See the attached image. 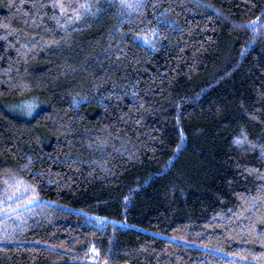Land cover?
Here are the masks:
<instances>
[{
  "label": "trees",
  "instance_id": "obj_1",
  "mask_svg": "<svg viewBox=\"0 0 264 264\" xmlns=\"http://www.w3.org/2000/svg\"><path fill=\"white\" fill-rule=\"evenodd\" d=\"M0 264H264V0H0Z\"/></svg>",
  "mask_w": 264,
  "mask_h": 264
},
{
  "label": "snow or ice",
  "instance_id": "obj_2",
  "mask_svg": "<svg viewBox=\"0 0 264 264\" xmlns=\"http://www.w3.org/2000/svg\"><path fill=\"white\" fill-rule=\"evenodd\" d=\"M122 3H125V0H122ZM126 6L129 7V8H132V7H133L132 4H126ZM60 7H61V9H62V11H63V10H64V5L61 4ZM90 7H91V5L88 4V3H82V4L79 5V8L84 9V10H88ZM74 11H75V10H74ZM77 18H79V14H77ZM27 107H28V114L31 115V109H32L33 106H32V105H29V106H27ZM246 139H247V138H246V136H245V140H246ZM234 143H236L237 145H242V144L244 143V141H242L241 139H236V140H234ZM5 183H7V182H5ZM16 187H17V190H19V184H17ZM25 191H28V189L26 188ZM32 191H33V195H35V190L33 189ZM10 198H11V197H10ZM30 202H31V201H29V203H30Z\"/></svg>",
  "mask_w": 264,
  "mask_h": 264
}]
</instances>
